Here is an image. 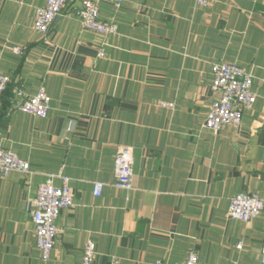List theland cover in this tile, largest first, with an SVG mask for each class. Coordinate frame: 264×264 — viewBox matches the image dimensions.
<instances>
[{
	"label": "crops",
	"instance_id": "crops-1",
	"mask_svg": "<svg viewBox=\"0 0 264 264\" xmlns=\"http://www.w3.org/2000/svg\"><path fill=\"white\" fill-rule=\"evenodd\" d=\"M45 1L0 0V73L10 77L0 147L31 168L0 176V264H81L87 240L94 264L179 263L191 253L200 264H261L264 211L242 223L227 208L240 193L264 200V0H125L119 9L103 1L99 19L113 21L118 36L82 29L78 3L43 36L33 21ZM221 62L253 75L256 102L239 127L214 133L203 124L211 66ZM42 86L48 116L21 113L17 91L27 97ZM122 147L133 153L128 191L114 186ZM49 174L70 179L74 205L59 215L43 261L31 211Z\"/></svg>",
	"mask_w": 264,
	"mask_h": 264
},
{
	"label": "built area",
	"instance_id": "built-area-1",
	"mask_svg": "<svg viewBox=\"0 0 264 264\" xmlns=\"http://www.w3.org/2000/svg\"><path fill=\"white\" fill-rule=\"evenodd\" d=\"M109 1L115 9H119L125 0H46L44 6L36 9L33 29L46 36L51 25L63 14L68 6H75L76 15L82 29L103 36H118V26L113 22L100 21L99 3ZM209 0H194L198 7H206ZM12 52L22 55L23 50L13 47ZM103 58V52L99 53ZM212 82L210 92L214 98L210 111L204 121L205 129L218 133L228 125L239 127L245 110L251 109L256 102V94L252 90L253 75L232 63H216L211 66ZM10 84V77L0 73V93H4ZM21 99L17 109L26 115L45 119L51 109V99L45 88L40 87L34 95L25 96L17 91ZM157 106L173 109V103L160 101ZM114 186L121 190L133 189V153L131 148H119L114 157ZM11 172L28 174L31 172L30 164L19 158L11 151L0 147V176L6 177ZM59 179L60 186L54 181ZM104 185L96 182L93 185V195L100 197ZM74 196L70 187V179L61 174H49L43 183L38 186L36 197L32 202V221L34 224L35 244L43 261H48L54 248L55 238L59 231L56 221L62 211L73 207ZM228 218L242 223L260 216L264 211V200L255 193H240L233 196L228 204ZM241 248V244L237 246ZM96 247L93 241L87 240L81 259V264H94ZM261 264H264V247ZM110 264H118L113 258ZM155 264H200L194 253L179 263H166L157 261ZM236 264V263H233Z\"/></svg>",
	"mask_w": 264,
	"mask_h": 264
}]
</instances>
